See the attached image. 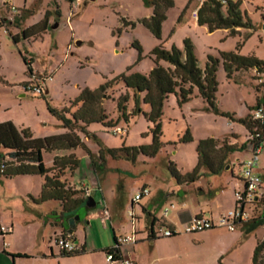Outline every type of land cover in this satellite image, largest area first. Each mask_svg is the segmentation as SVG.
Wrapping results in <instances>:
<instances>
[{
	"label": "rangeland",
	"instance_id": "1",
	"mask_svg": "<svg viewBox=\"0 0 264 264\" xmlns=\"http://www.w3.org/2000/svg\"><path fill=\"white\" fill-rule=\"evenodd\" d=\"M189 1H176L175 7L169 10L163 23L162 38L157 39L140 23V20L149 18L152 14V9L145 7L143 0H79L74 5L69 0H10L9 3L0 0V23L6 17L32 25L47 14L52 23L42 37L30 41L22 39L18 44L11 38L18 31L17 22L9 27L10 31L5 27L0 30V124L12 122L18 129H30L33 137L39 139L65 134L67 129L51 115L47 102L58 109L69 108L70 102L84 90H96L122 75H148L154 68L149 54L162 44L168 50L173 47L183 49L184 40L190 39L195 45L196 56L202 68L205 67L208 56L219 57L221 52H238L241 56H253L264 61V0H242V11L248 15L253 28L240 30L235 35L225 30L210 33L207 27L198 26L193 12L203 0ZM188 3L189 7L182 16ZM7 5L13 6L15 12ZM121 17L133 21L136 26L124 28ZM135 41L141 46L142 53L133 47ZM22 56L33 60L32 69L39 76L37 83L27 75L28 66ZM217 79L218 112L209 110L199 96H194L182 106L178 104L175 95L168 97L161 120L160 141L163 146L154 158L140 155L136 161H131L124 154L118 159L106 154L105 163L99 159L101 149L119 150L123 147L152 145L153 135L150 130L153 124L141 114L130 116L127 122L121 120L116 128L108 129L92 124L88 127L91 136H81L92 156L81 149L74 151L81 160L80 167L73 172L67 171L63 181L78 191L82 186L102 190L94 194V208L79 212L80 223L86 228L90 243L104 238L113 243L114 231L122 234L130 232L128 211L132 208L134 196L143 187H148L152 196L160 191L172 193L180 188L182 184L173 176L171 167L182 175L192 172L197 165L199 141L215 138L219 145L225 142L239 148L245 146L236 156H250V153L245 152H251L250 133L239 120L251 116V108L263 93L264 73L256 70L240 71L229 79L220 63ZM28 83L31 88L39 86L43 92L24 91V86ZM124 93V84L119 83L108 90L109 99L104 101L106 110L115 121L120 116L117 100ZM132 96L130 93L128 114L135 107ZM144 96L141 94V99ZM140 107L143 112L150 111V107L142 102ZM222 113L229 114L232 118L223 116ZM118 128L122 129L121 133L116 132ZM187 133L193 141L183 143L182 139ZM0 153L6 154L4 151ZM54 157L55 153L44 154L47 167L52 165ZM234 158V154L229 156L227 166L232 165ZM93 160L98 164L97 172L93 168ZM232 170L243 180L240 164L235 162ZM259 171L264 196V148L260 156ZM39 180L41 179L34 177H0V235H8L13 249L28 252L37 247L35 231L39 220L44 219L49 208L37 206L34 202L35 195L41 189ZM200 182L205 187L211 180L203 177ZM72 183L75 186H71ZM149 200L145 198L142 204L135 206L141 217L138 227L142 229L135 232L136 243L142 234H147L148 241L159 238L155 253L169 256L165 264H220L214 258V246L222 249L230 246L221 264H252L254 250L264 238V227L256 230L250 237L244 234L239 225L235 232L219 228L163 238L157 232L151 234L149 224L152 216L145 214L144 209L143 212L141 210V205H147ZM229 200L227 198V202ZM263 201L264 197L261 206ZM106 209L111 220L104 224ZM262 210L261 207L253 212L251 219L259 217ZM161 213L158 209L154 211L159 217ZM91 217L95 218L90 219ZM12 225L16 228L14 234L12 231L1 232L2 227L12 230ZM156 225V229H172L163 222ZM241 233L244 239L237 244ZM201 237H205L204 243L199 242ZM132 247L133 245L126 246L129 254L134 252ZM231 247L233 249L229 252ZM150 249L149 242L146 241L136 253L146 255L150 253ZM16 264L35 263L19 261Z\"/></svg>",
	"mask_w": 264,
	"mask_h": 264
},
{
	"label": "trees",
	"instance_id": "2",
	"mask_svg": "<svg viewBox=\"0 0 264 264\" xmlns=\"http://www.w3.org/2000/svg\"><path fill=\"white\" fill-rule=\"evenodd\" d=\"M177 0H143L145 7L152 9L149 18H143L140 23L147 28L157 39L162 38V26L167 19V13L173 9ZM72 2V0H70ZM191 0L189 1V3ZM185 7L182 16L187 11ZM242 0H204L197 9V24L201 27H207L210 33L218 30L228 31L235 35L243 29H252L253 25L247 14H244L241 8ZM181 16V17H182ZM47 14L45 18L25 29L19 36L11 35L12 40L18 44L20 40L29 41L33 38L42 37L48 29ZM124 28H133L135 23L127 18L121 17ZM4 25L1 19L0 28ZM133 47L142 53V48L137 41ZM149 57L154 63L153 70L148 75L133 74L122 75L107 83L101 85L96 90H84L79 97L70 102L69 108L58 109L49 102L48 110L53 117L61 122L67 132L62 135L47 137L44 139L34 138L30 129H18L12 122L0 124V177L12 179L18 176H42L45 182L42 186L40 196L35 202L45 203L55 201L61 204L62 212L60 219L63 221L64 230L71 232L70 220L80 216L81 210H89L86 198L81 196L80 191L68 186L63 181V176L67 171H75L80 167L81 160L75 155L74 151L84 150L92 156L82 140V135L90 137L88 127L92 124H98L111 129L118 127L121 120L128 121L130 116L141 114L145 119L153 124L150 132L153 135V143L150 146L141 147H123L119 150L101 149L99 159L105 163V156L108 154L113 159L124 156L131 161H136L140 156L154 158L159 153L163 144L160 141L162 136L161 120L165 101L170 95H175L180 106L190 102L194 96H199L207 104L209 110L218 112L217 98L218 79L217 73L220 63L223 64L227 78L231 79L236 72L256 70L258 73H264V61L253 56L244 57L238 52H221L219 57L208 56L204 68L200 67L196 56V48L190 39L184 40V48L173 47L168 50L164 45L153 49ZM28 66L27 75H35L32 69L33 60L22 56ZM37 76V75H36ZM122 83L126 93L117 100V110L120 113L115 121L105 108L104 101L109 99L108 90L115 85ZM264 87V85H263ZM132 98L135 103L131 114L127 113V104ZM141 94L145 96L141 99ZM46 98V97H45ZM47 99V98H46ZM141 102L150 107L149 112H143ZM264 106V89L261 97L257 100L254 107L251 108L250 117L240 119L239 122L244 125L251 136L259 137L256 143L259 145L264 142V117L262 120H254L253 112ZM223 116L232 118L231 115L222 113ZM193 139L189 133L182 139L183 143L192 142ZM249 143L250 140H249ZM245 146L239 148L235 145L223 143L215 138L201 140L197 146V165L192 172L182 175L177 169L171 167L173 176L179 184H189L198 181L207 171L211 175H220L227 167L229 156L236 152H241ZM69 152V154H67ZM56 153L52 161V166L47 167L44 163V154ZM66 153V154H63ZM8 157L10 160H7ZM3 166V168H2ZM93 168L97 172L98 164L93 160ZM262 178V175H261ZM257 204L254 211L263 208L259 217L253 218L241 226L244 234L248 237L255 233L259 228L264 227V201ZM145 211V210H144ZM78 221L76 222V224ZM155 219L150 223V232L153 234ZM115 243L117 238H114ZM65 256H74L84 253V250H78ZM264 238L258 242L252 257V264H264ZM114 254V262L122 260L121 250L115 246L106 250V256ZM14 257L27 258V255H16ZM221 264V261H220Z\"/></svg>",
	"mask_w": 264,
	"mask_h": 264
},
{
	"label": "crops",
	"instance_id": "3",
	"mask_svg": "<svg viewBox=\"0 0 264 264\" xmlns=\"http://www.w3.org/2000/svg\"><path fill=\"white\" fill-rule=\"evenodd\" d=\"M76 2L74 3L70 2V3L74 5ZM201 3H199V5L195 10L199 8ZM3 20H4L3 27H5L7 31H10L9 27L15 25L16 22L18 23L17 25L18 31L14 34V36L18 35L19 38L23 30L28 29L33 25L42 21L40 20L35 24L27 25L25 22L21 23L18 20H13V18L7 19L6 17H4ZM51 26L52 23L49 18L47 31L50 29ZM21 96L25 97L24 94H22ZM245 152L250 153L251 156V152L249 151H245ZM237 154H239V152L234 153V157H235L234 162H232L229 171L225 169L220 175H211L207 171H203L204 175L198 181L189 184H182L180 188H178L176 191H173L172 193L160 191L156 196H152V192H151V195L147 197L148 199H150L148 204L141 205V210L143 212L144 209L146 211L145 214L152 216L150 223L152 222L153 218L155 219V225L153 229L156 230L157 228L156 224H158L159 222L165 223L167 226H169L172 229H182L186 223H188L194 218L205 216L216 220L222 212L234 209L236 206L235 193L243 189L244 183L239 176H236L233 173L232 168L235 166V162L237 164H241L244 160L250 158V156L239 158L236 156ZM238 160H240V162H237ZM19 177H34L41 179L39 180L40 181L39 184L41 188L40 192L37 196L35 195L34 197L37 199L41 194L42 186L45 182V178L42 176H18L15 178H19ZM203 177H208V179L211 180V182L208 183L207 186L205 187L201 186V182H200V180ZM71 186H75V185L72 183ZM91 186H93V183L91 184ZM184 186L188 187L189 189L186 190ZM99 192L100 191H97L95 193H99ZM227 198L230 199L229 202H227ZM142 201L139 204H133V202L131 201V206H132L131 210L132 209L134 210L135 222H132V219L129 216V212L131 211L129 209L128 216L130 218L131 226H130V232L126 233L127 235H131L140 229L138 227V221L141 217L138 216L137 211L135 210V206L142 204ZM35 204L37 206L49 207L47 210V214L44 215L43 217L44 219L39 220L38 226L35 231L34 237L35 240H38L37 247L34 248L33 251L31 250L28 252L21 251L18 249H13L11 247L12 246L11 242L8 241L7 238L8 235L1 234L0 237L2 238V245H0V262L2 264H12V262L13 264H16L19 261H34L35 264H122L120 261L114 263H110L107 261L106 250L111 249L115 246V240L113 243H111L108 240H105L104 238L101 241L99 240V241H95L94 243L93 242L90 243L88 239V232L86 228H84L81 225L80 219L76 224V229L73 236L70 238L67 235V232L64 230L63 221L60 219V214L62 212V206L60 203L55 201H49L40 204L35 202ZM165 208H170V211L166 217H164ZM156 209L162 211L161 217L157 216V214H154V211ZM93 218L95 217H91L90 219ZM109 220H111V216ZM109 220L104 222V224H107ZM15 229H16L15 226L12 225V230H11L12 234H14ZM126 234L119 233V231L118 233H116V231H114V238L115 237L118 238L119 236H125ZM65 235L68 238H70L75 244L76 242H78L76 245L78 246L80 251L84 250V253L74 256L63 255V253L58 248L56 243H54V241H56L57 238ZM241 235L242 236L240 237V241H238L237 244L241 243L242 240L244 239V235L242 233ZM158 239H155L154 241H148L147 234L139 235L138 243L134 244L132 247L134 252L129 254V252L126 251V249L128 248H126V246H123L121 248V257L123 259H130L133 262V264H163V263L165 264L168 261L169 256L155 253L156 241ZM198 240L200 243H204L206 241L205 237H201ZM146 241L149 242V245L151 247L150 253H147L146 255H141L136 253L140 249L141 244L144 245ZM214 247L212 249L215 252L214 258L220 263V261L221 262L223 261L224 254L230 246H228L225 249H222L218 246H216V248ZM233 247L230 248L229 252L233 249ZM19 254L22 255L24 254L27 255L28 257L27 258L14 257Z\"/></svg>",
	"mask_w": 264,
	"mask_h": 264
},
{
	"label": "built area",
	"instance_id": "4",
	"mask_svg": "<svg viewBox=\"0 0 264 264\" xmlns=\"http://www.w3.org/2000/svg\"><path fill=\"white\" fill-rule=\"evenodd\" d=\"M9 3L10 0H4ZM79 0H72V2H76ZM12 12H15V8L11 5H7ZM194 19L197 20V10L193 12ZM3 28V27H2ZM0 28V30L2 29ZM36 83L39 80V76L34 75L32 77ZM36 90L42 93V89L37 86V88H31L30 83L24 86V91H33ZM264 117V106H261L259 109L253 112L254 120H262ZM116 132L121 133L122 129H116ZM259 137V134L256 136H251L249 139L251 143H249L251 156L250 158L244 160L241 166V173L243 177L244 187L242 190L237 191L235 193L236 206L232 210L224 211L220 214V216L215 220L212 218H208L205 216H200L192 219L188 223L184 225L182 229H168L166 227H162L156 230H153V233L157 232L160 237L169 238L172 236L180 235V234H196L202 233L206 231H210L213 229L223 228L230 232L235 231L239 225L249 221L252 217L253 211L257 204L262 199V178L259 174L260 168V156L262 155L264 142L259 145L256 143V139ZM3 168V166H2ZM83 192L84 198L89 199L93 197V194L100 189H93L87 186H82L79 191ZM151 195V190L148 187H143L133 198V204H139L144 198H147ZM170 208L164 209V217L168 215ZM129 216L132 219V222L135 221V213L132 209L129 212ZM110 214L106 209L103 216V222L109 220ZM2 233L11 232L4 227L1 228ZM58 248L61 252L71 254L78 250V246L67 236H61L55 241ZM136 244L135 233L128 236H119L116 240L115 247L120 249L123 246L134 245ZM107 261L112 263L114 261V254L107 255ZM122 264H133L130 259L121 260Z\"/></svg>",
	"mask_w": 264,
	"mask_h": 264
},
{
	"label": "water",
	"instance_id": "5",
	"mask_svg": "<svg viewBox=\"0 0 264 264\" xmlns=\"http://www.w3.org/2000/svg\"><path fill=\"white\" fill-rule=\"evenodd\" d=\"M93 1H95V0H93ZM81 43H78V45H80ZM230 169V167L229 166H227L226 167V170H229ZM86 205H87V207L88 208H94L95 206H96V202H95V200L93 199V198H89L88 200H87V203H86ZM80 219V217L79 216H76L75 218H72L71 220H70V222H69V224H70V227H71V232H67V235L71 238L72 236H73V234H74V232H75V229H76V222L78 221ZM78 242H76V244H77Z\"/></svg>",
	"mask_w": 264,
	"mask_h": 264
},
{
	"label": "flooded vegetation",
	"instance_id": "6",
	"mask_svg": "<svg viewBox=\"0 0 264 264\" xmlns=\"http://www.w3.org/2000/svg\"><path fill=\"white\" fill-rule=\"evenodd\" d=\"M66 236V235H65Z\"/></svg>",
	"mask_w": 264,
	"mask_h": 264
}]
</instances>
